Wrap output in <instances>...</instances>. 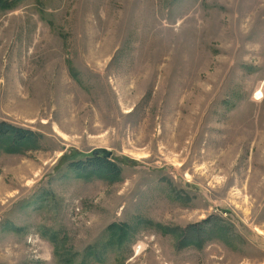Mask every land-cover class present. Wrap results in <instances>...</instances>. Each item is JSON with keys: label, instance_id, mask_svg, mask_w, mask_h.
Returning <instances> with one entry per match:
<instances>
[{"label": "rangeland", "instance_id": "obj_1", "mask_svg": "<svg viewBox=\"0 0 264 264\" xmlns=\"http://www.w3.org/2000/svg\"><path fill=\"white\" fill-rule=\"evenodd\" d=\"M0 123V264H264V0H1Z\"/></svg>", "mask_w": 264, "mask_h": 264}, {"label": "trees", "instance_id": "obj_2", "mask_svg": "<svg viewBox=\"0 0 264 264\" xmlns=\"http://www.w3.org/2000/svg\"><path fill=\"white\" fill-rule=\"evenodd\" d=\"M1 1V0H0ZM35 134L29 130L19 129L13 125H8L5 123H0V150L7 152L11 149L22 148L26 144H33L35 142ZM13 146L9 149H5V146ZM7 150V151H6ZM70 167L79 170L78 172L84 177L90 175V171L98 174L107 175L111 180H116L119 175V168L117 165H114L107 161L104 158H94L91 157L85 164L81 163H72ZM90 168V169H89ZM128 227L124 224L111 225L108 227V240L116 243V245H121L124 242V239L127 236ZM183 240L179 244H182Z\"/></svg>", "mask_w": 264, "mask_h": 264}, {"label": "water", "instance_id": "obj_3", "mask_svg": "<svg viewBox=\"0 0 264 264\" xmlns=\"http://www.w3.org/2000/svg\"><path fill=\"white\" fill-rule=\"evenodd\" d=\"M92 155L93 156H99V157H102L104 159H109L112 154L106 150L100 149V150H95Z\"/></svg>", "mask_w": 264, "mask_h": 264}, {"label": "flooded vegetation", "instance_id": "obj_4", "mask_svg": "<svg viewBox=\"0 0 264 264\" xmlns=\"http://www.w3.org/2000/svg\"><path fill=\"white\" fill-rule=\"evenodd\" d=\"M92 157H94V158H101V157H99V156H93V155H92Z\"/></svg>", "mask_w": 264, "mask_h": 264}, {"label": "bare ground", "instance_id": "obj_5", "mask_svg": "<svg viewBox=\"0 0 264 264\" xmlns=\"http://www.w3.org/2000/svg\"><path fill=\"white\" fill-rule=\"evenodd\" d=\"M256 96L258 97V96H260V94H257ZM257 99H258V98H257Z\"/></svg>", "mask_w": 264, "mask_h": 264}]
</instances>
